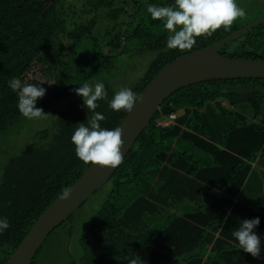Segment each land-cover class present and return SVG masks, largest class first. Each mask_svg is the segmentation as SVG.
Returning a JSON list of instances; mask_svg holds the SVG:
<instances>
[{
	"label": "trees",
	"instance_id": "trees-1",
	"mask_svg": "<svg viewBox=\"0 0 264 264\" xmlns=\"http://www.w3.org/2000/svg\"><path fill=\"white\" fill-rule=\"evenodd\" d=\"M65 1L0 0V137L28 120L18 111V91L8 84L14 77L46 89L37 101L45 109L85 82L119 76L129 55L148 57L147 69L130 87L138 97L173 59L214 45L257 19L243 22L239 17L227 28L197 37L191 49H169L164 22L153 20L147 6L173 5L175 0H86L84 12H106L112 28L119 18L129 16L124 29L113 33L107 28L104 33L110 45L121 47L119 53L101 52L86 60L76 48L91 38L97 21L92 17L70 28L73 18H68L70 7H65ZM257 2L245 16L255 13L264 19V0ZM123 4H133L134 11L128 12ZM122 33L124 40H120ZM216 52L264 59V21L232 37ZM105 89L108 100L98 101L95 111L106 117L102 127L118 128L128 111L111 110L108 101L120 89L110 83ZM224 102L234 108L250 105L260 123L247 121ZM263 103L264 78L208 80L169 95L109 178L108 196L80 239L81 255L69 264H131L133 260L138 264H264V249L262 258H254L240 250L232 236L241 220L254 217L260 218L255 231L264 236V211L234 202L257 151L264 154ZM169 113H176V120L159 125L158 120ZM92 115L83 100L70 101L50 126L39 130L34 141L4 165L0 217H7L10 227L0 234V264L92 163L77 158L71 142L79 123H87ZM72 214L55 229L66 227L71 234Z\"/></svg>",
	"mask_w": 264,
	"mask_h": 264
},
{
	"label": "clouds",
	"instance_id": "clouds-1",
	"mask_svg": "<svg viewBox=\"0 0 264 264\" xmlns=\"http://www.w3.org/2000/svg\"><path fill=\"white\" fill-rule=\"evenodd\" d=\"M147 12L153 20H162L163 27L168 30L169 36L166 47L169 49H191L196 44V38L210 36L221 26L227 28L239 17L245 16V9L238 6L236 0H175L170 6L149 4ZM9 87L18 91L17 108L22 116L28 119L41 118L45 113L37 106L38 98L45 95L46 89L39 84H22L20 78H12ZM83 97V107L93 115L87 123H79L71 136V142L77 158L84 162L108 165L115 168L122 163L121 129H108L101 126V121L106 117L95 110L99 107L98 101L108 100V93L102 81L85 82L75 89ZM138 97L131 88L124 87L115 92L108 101V107L119 112L130 111L137 102ZM174 114L175 118L167 124H160L164 118ZM176 113H169L158 120L161 126L172 124L176 120ZM71 195L70 188H65L61 199H68ZM260 224V218L243 219L239 226L233 230L232 236L238 241L240 250L251 254L254 258L262 257L264 249V236L255 229ZM10 227L7 217H0V234ZM131 264H138L131 261Z\"/></svg>",
	"mask_w": 264,
	"mask_h": 264
},
{
	"label": "water",
	"instance_id": "water-1",
	"mask_svg": "<svg viewBox=\"0 0 264 264\" xmlns=\"http://www.w3.org/2000/svg\"><path fill=\"white\" fill-rule=\"evenodd\" d=\"M263 21L264 19L256 20L214 45L181 55L164 65L142 90L137 102L118 126L124 141L123 159L163 101L177 89L208 80L264 78V59L231 58L216 52L232 37ZM117 167L92 162L68 187L70 197L61 199V193L46 208L5 264H31L48 234L62 222H67L68 217L109 180Z\"/></svg>",
	"mask_w": 264,
	"mask_h": 264
},
{
	"label": "rangeland",
	"instance_id": "rangeland-1",
	"mask_svg": "<svg viewBox=\"0 0 264 264\" xmlns=\"http://www.w3.org/2000/svg\"><path fill=\"white\" fill-rule=\"evenodd\" d=\"M164 1L166 0H163V2ZM257 1L261 2L262 0H236L238 6L245 9V12L247 9L251 8V6L253 7V4H258L259 2ZM129 2L131 3V0H129ZM85 3L86 0L65 1V7H70L68 10V18H73V23H71L70 28H74V25L83 24L86 20H91L92 17H95L97 21L95 28L92 30L91 38L85 41L83 45H79L76 48L78 56L89 60L93 56L97 57V55H100L101 52L116 55L119 53L121 47H113L110 45L108 43V38L104 35L107 28L113 27L112 22L110 23L107 20V13L102 11L97 13L84 12V8H87ZM164 4L170 6V3ZM118 5L120 4H116L115 6ZM123 5H126L125 7L128 12L134 11L133 4ZM253 14L254 15L243 16L242 21L248 22L253 18H257L256 20H259L258 15L255 13ZM119 19V23L112 28L113 33H116L118 30L126 27V21L129 20V16ZM121 20H125V23H122ZM124 39H126V34H120V40ZM124 61L126 62L122 65V67H124L122 68L123 70L121 71V74L119 76H108L106 80L102 81L105 86L106 83H110L113 87L116 86L119 89L124 87L130 88L136 81H138L149 65L148 57L139 59L133 55H129ZM90 68L91 63L87 64V69L89 70ZM93 81L97 80H92L90 82ZM73 100H83V97L74 91L64 100L43 109L45 113L41 118L28 119L14 128L9 134L0 137V178L2 169L8 160L12 156L19 155L25 148H27L34 141L35 134L39 130L50 126L52 121L63 110L65 105ZM223 104L229 108L227 102H224ZM230 109L232 108L230 107ZM233 111L242 113L249 117L251 116L252 108L248 104H242L236 106ZM262 113L264 115V103L262 105ZM109 187L110 182L107 181L88 199H86L72 214L69 221V225L73 228L71 234L68 233L66 227H60L53 230V233L47 238L39 250L34 264H69L72 259L77 260L80 257L82 252L80 239L86 234L94 215L99 211L102 203L107 198ZM263 190L264 185L262 191Z\"/></svg>",
	"mask_w": 264,
	"mask_h": 264
},
{
	"label": "crops",
	"instance_id": "crops-1",
	"mask_svg": "<svg viewBox=\"0 0 264 264\" xmlns=\"http://www.w3.org/2000/svg\"><path fill=\"white\" fill-rule=\"evenodd\" d=\"M231 108L235 109L234 107ZM241 115L249 122L258 124L261 121V117L253 118V113L249 117L242 113ZM250 165V171L237 197L234 198V202H241L253 210L264 211V190L262 191L264 185V154L261 153V150L257 151L256 157ZM172 212H175V210H172ZM215 235L217 236L218 234L216 233Z\"/></svg>",
	"mask_w": 264,
	"mask_h": 264
},
{
	"label": "built area",
	"instance_id": "built-area-1",
	"mask_svg": "<svg viewBox=\"0 0 264 264\" xmlns=\"http://www.w3.org/2000/svg\"><path fill=\"white\" fill-rule=\"evenodd\" d=\"M175 118L174 114L169 115L168 117L164 118L162 121H160V124H167L171 119Z\"/></svg>",
	"mask_w": 264,
	"mask_h": 264
}]
</instances>
